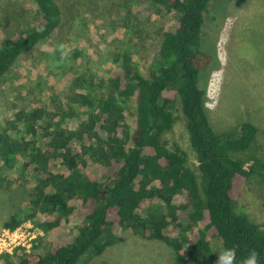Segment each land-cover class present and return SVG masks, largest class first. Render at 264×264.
Instances as JSON below:
<instances>
[{
	"label": "trees",
	"instance_id": "16d2710c",
	"mask_svg": "<svg viewBox=\"0 0 264 264\" xmlns=\"http://www.w3.org/2000/svg\"><path fill=\"white\" fill-rule=\"evenodd\" d=\"M29 1L36 25L1 41L0 86L18 57L62 24L55 0ZM148 1L156 13L171 15L172 28L160 31L145 75L127 64L98 79L68 71L58 81L60 91L26 106L15 123L6 117L0 188L26 187L29 198L1 226L13 229L31 220L43 237L28 253L1 255V264H79L133 236L164 242L175 264L212 261L211 239L223 252L234 250L232 264H243L252 252L256 264H264V227L238 208L250 180L264 181L256 127L243 122L235 133H216L203 105L202 76L215 62L202 49L203 15L216 0ZM125 14L138 21L132 10ZM104 89L99 101L94 92ZM51 97L58 105L49 103ZM117 98L134 99L132 130ZM176 103L195 170L179 146L168 148L164 138L175 122Z\"/></svg>",
	"mask_w": 264,
	"mask_h": 264
},
{
	"label": "rangeland",
	"instance_id": "374dc122",
	"mask_svg": "<svg viewBox=\"0 0 264 264\" xmlns=\"http://www.w3.org/2000/svg\"><path fill=\"white\" fill-rule=\"evenodd\" d=\"M55 1L62 9L60 27L49 39L19 56L4 76L0 86V133L6 117L15 123L23 118L21 110L26 106L60 91L58 81L68 71L92 74L98 79L108 76L114 66L127 64L145 75L159 45L160 31L172 28L171 15L156 13L148 0ZM127 9L135 12L139 22L126 16ZM213 16L216 21L211 20ZM36 17L29 0H0V45L4 37L35 27ZM203 17L202 49L211 51L215 61L202 76V82L206 77L203 105L209 123L216 133H235L241 123H251L257 130L256 148L264 155V0L212 1ZM94 94L102 101L107 90H96ZM52 99L49 103L58 105ZM116 102L132 130L134 99L117 98ZM172 115L175 122L164 136L167 147L179 146L187 165L195 170V153L177 103ZM28 198L26 187L0 188V227ZM238 208L264 227V181L250 180ZM210 248L213 259L205 264H217L222 246L211 239ZM79 264L175 263L172 249L164 242L133 236L107 247L98 256L82 257Z\"/></svg>",
	"mask_w": 264,
	"mask_h": 264
},
{
	"label": "built area",
	"instance_id": "2783aa9c",
	"mask_svg": "<svg viewBox=\"0 0 264 264\" xmlns=\"http://www.w3.org/2000/svg\"><path fill=\"white\" fill-rule=\"evenodd\" d=\"M42 235L41 229L30 220L21 222L13 229L0 227V262L1 255L12 254L15 249L29 252L33 242Z\"/></svg>",
	"mask_w": 264,
	"mask_h": 264
},
{
	"label": "clouds",
	"instance_id": "9594fccd",
	"mask_svg": "<svg viewBox=\"0 0 264 264\" xmlns=\"http://www.w3.org/2000/svg\"><path fill=\"white\" fill-rule=\"evenodd\" d=\"M235 256L233 249H225L222 254L218 255L217 264H232ZM243 264H256V254L252 252L244 261Z\"/></svg>",
	"mask_w": 264,
	"mask_h": 264
}]
</instances>
